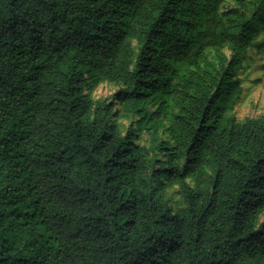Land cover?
Returning <instances> with one entry per match:
<instances>
[{"label": "trees", "instance_id": "16d2710c", "mask_svg": "<svg viewBox=\"0 0 264 264\" xmlns=\"http://www.w3.org/2000/svg\"><path fill=\"white\" fill-rule=\"evenodd\" d=\"M228 1L0 0V264H264V0Z\"/></svg>", "mask_w": 264, "mask_h": 264}, {"label": "rangeland", "instance_id": "374dc122", "mask_svg": "<svg viewBox=\"0 0 264 264\" xmlns=\"http://www.w3.org/2000/svg\"><path fill=\"white\" fill-rule=\"evenodd\" d=\"M234 5V0H229L226 6ZM264 39V35L261 37ZM244 81V92L240 100L236 115L239 120L246 118H255L264 115V53L257 48L248 52V59L245 62V68L241 73ZM120 89L119 85L103 84L92 92L95 100H113L115 93ZM114 121L120 125L123 135L127 134L131 127H134L136 120L122 112L119 105H116ZM135 142L142 145H149V137L146 133L138 134ZM166 201L173 205L175 210L182 207V200L177 192V187L167 190Z\"/></svg>", "mask_w": 264, "mask_h": 264}]
</instances>
